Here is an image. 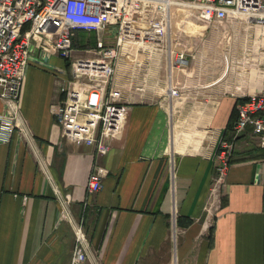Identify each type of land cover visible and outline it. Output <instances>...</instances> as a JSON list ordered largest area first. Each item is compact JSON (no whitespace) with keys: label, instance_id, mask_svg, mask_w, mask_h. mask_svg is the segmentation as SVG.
I'll return each mask as SVG.
<instances>
[{"label":"crops","instance_id":"obj_1","mask_svg":"<svg viewBox=\"0 0 264 264\" xmlns=\"http://www.w3.org/2000/svg\"><path fill=\"white\" fill-rule=\"evenodd\" d=\"M260 31H245L231 82L221 72L220 82L171 79L165 65L160 85L152 76L141 93L129 81L133 65L121 58L109 87L120 92L126 121L106 139L107 155L62 137L52 108L66 98L59 88L72 81V61L36 49L20 93L27 132L0 148V264H71L76 225L88 237L84 264H264V148L251 129L233 134L219 193L213 151L236 101L264 91ZM95 42L78 32L74 55L88 58ZM169 88L179 90L180 104ZM201 107L213 108L208 118L196 113ZM178 121L204 133L199 147L177 139ZM96 166L107 171L103 189L88 195Z\"/></svg>","mask_w":264,"mask_h":264},{"label":"built area","instance_id":"obj_2","mask_svg":"<svg viewBox=\"0 0 264 264\" xmlns=\"http://www.w3.org/2000/svg\"><path fill=\"white\" fill-rule=\"evenodd\" d=\"M235 22H244L249 30L258 28L264 37V0H0V100L4 105L0 148L18 130L27 132L20 93L36 49L50 48L72 61V81L59 88L66 98L52 108L62 137L107 155L106 139L120 133L127 113L120 92L109 87L117 62L125 58L133 65L129 81L136 91L146 92L152 76L157 86L163 81L165 65L169 78L185 76L188 53L206 40L207 32ZM78 32L96 36L95 46L84 51L88 58L74 55ZM171 94L179 96V90L171 89ZM242 99L246 101L237 106L234 140L251 129L264 148V91ZM234 147V141L222 137L213 150L218 160L214 186L218 193ZM106 173L100 166L93 169L88 195L103 189ZM74 234L71 264H84L88 237L81 225L75 226Z\"/></svg>","mask_w":264,"mask_h":264},{"label":"rangeland","instance_id":"obj_3","mask_svg":"<svg viewBox=\"0 0 264 264\" xmlns=\"http://www.w3.org/2000/svg\"><path fill=\"white\" fill-rule=\"evenodd\" d=\"M248 30V26L244 22H235L234 24H227L221 30H210L207 32L206 40L201 45L198 44L195 50L188 53V66L185 74L195 75L196 77L205 76L210 80L219 81L221 80V72V74L227 73L226 76L229 81H233L234 76L231 75V67L233 72H235L234 68L237 66V61L242 57L240 54L243 50L242 46L244 47V43H246L245 31L248 32ZM218 64H221L223 71L216 70ZM227 66L229 68L224 70ZM186 123L189 126L183 123L182 128L176 129L195 133L194 123L190 121ZM186 128L188 130H185Z\"/></svg>","mask_w":264,"mask_h":264},{"label":"bare ground","instance_id":"obj_4","mask_svg":"<svg viewBox=\"0 0 264 264\" xmlns=\"http://www.w3.org/2000/svg\"><path fill=\"white\" fill-rule=\"evenodd\" d=\"M158 60H159V57L158 56H155V62H156V67H157V64H158ZM228 68V67H227ZM224 69V70H227ZM227 72V71H226ZM225 76L227 75L224 74ZM172 87V86H171ZM171 89V88H169ZM171 97H173V104L174 105H178V103L180 104L179 101H181L177 96H174L173 94L171 95ZM213 110L212 107H210V109H206L204 107H201L199 108L198 110H196V113L199 114V115H202V118H208L209 117V112L211 113ZM183 126V122L182 121H178L177 122V128H182ZM185 130H188V129H185ZM175 134L177 136V139L180 140V142H182L183 144H191L192 146L194 147H199L200 143H201V139L203 138L204 136V133L203 132H186V131H179L176 129L175 131Z\"/></svg>","mask_w":264,"mask_h":264},{"label":"trees","instance_id":"obj_5","mask_svg":"<svg viewBox=\"0 0 264 264\" xmlns=\"http://www.w3.org/2000/svg\"><path fill=\"white\" fill-rule=\"evenodd\" d=\"M246 100L245 99H238L235 103V106L232 110V113L230 115V119H229V122H228V125L225 129V133L223 135V139L225 140H228V141H231L232 138H233V125H234V122L236 121L237 119V106L240 104V103H243L245 102ZM232 162V161H231Z\"/></svg>","mask_w":264,"mask_h":264}]
</instances>
